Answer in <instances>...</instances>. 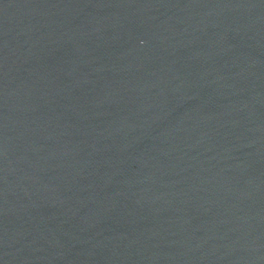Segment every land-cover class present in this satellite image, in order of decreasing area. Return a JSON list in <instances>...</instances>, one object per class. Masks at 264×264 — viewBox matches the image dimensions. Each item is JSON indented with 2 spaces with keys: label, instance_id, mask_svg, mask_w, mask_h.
<instances>
[{
  "label": "water",
  "instance_id": "1",
  "mask_svg": "<svg viewBox=\"0 0 264 264\" xmlns=\"http://www.w3.org/2000/svg\"><path fill=\"white\" fill-rule=\"evenodd\" d=\"M0 264H264V0H0Z\"/></svg>",
  "mask_w": 264,
  "mask_h": 264
}]
</instances>
